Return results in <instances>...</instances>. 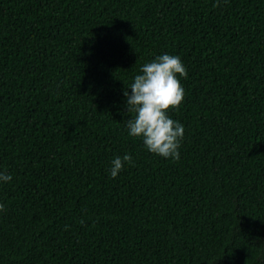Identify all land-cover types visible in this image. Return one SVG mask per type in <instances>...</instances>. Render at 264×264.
Instances as JSON below:
<instances>
[{"label": "trees", "instance_id": "obj_1", "mask_svg": "<svg viewBox=\"0 0 264 264\" xmlns=\"http://www.w3.org/2000/svg\"><path fill=\"white\" fill-rule=\"evenodd\" d=\"M163 54L178 161L126 128ZM0 172V264H264V0H0Z\"/></svg>", "mask_w": 264, "mask_h": 264}, {"label": "clouds", "instance_id": "obj_2", "mask_svg": "<svg viewBox=\"0 0 264 264\" xmlns=\"http://www.w3.org/2000/svg\"><path fill=\"white\" fill-rule=\"evenodd\" d=\"M140 72L123 92L126 115L129 117L126 119L128 135L142 139L149 152L178 161L184 126L173 120L168 111L179 108L184 99V89L178 76L187 78L186 68L179 56L163 54L144 64ZM125 163L134 165L131 155L125 154L112 161L110 175L113 179L122 171ZM11 180V175L0 172V181ZM4 207L0 204V211Z\"/></svg>", "mask_w": 264, "mask_h": 264}]
</instances>
